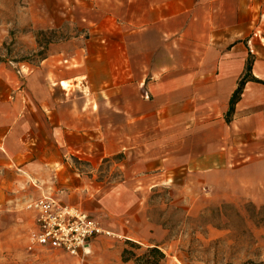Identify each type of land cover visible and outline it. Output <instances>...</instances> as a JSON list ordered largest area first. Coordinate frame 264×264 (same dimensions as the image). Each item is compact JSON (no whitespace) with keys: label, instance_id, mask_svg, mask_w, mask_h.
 <instances>
[{"label":"crops","instance_id":"1","mask_svg":"<svg viewBox=\"0 0 264 264\" xmlns=\"http://www.w3.org/2000/svg\"><path fill=\"white\" fill-rule=\"evenodd\" d=\"M85 5L89 25L82 45H52L51 56L33 68L0 65V211L27 210L30 201L53 197L93 219L112 218L105 203L113 194L86 182L69 158L102 160L127 150L156 170L182 162L176 154L188 146L189 133L198 148H212L198 153L200 161L210 160L203 177L221 173L215 166L234 149L229 165H241L249 185L264 188V0ZM248 59L261 83L244 85L227 122ZM168 147L178 149L168 155ZM29 212L26 240L34 226ZM102 222L127 240L135 241L137 226L160 232L148 220ZM123 247V241L99 237L77 257L36 247L6 255L0 264H122Z\"/></svg>","mask_w":264,"mask_h":264},{"label":"rangeland","instance_id":"2","mask_svg":"<svg viewBox=\"0 0 264 264\" xmlns=\"http://www.w3.org/2000/svg\"><path fill=\"white\" fill-rule=\"evenodd\" d=\"M88 1L0 0V65L33 68L51 56L52 45H82L88 38L89 23L84 20ZM187 136L188 146L176 154L182 162L167 163L156 170L144 163L142 155L140 163L138 156L133 160L127 150L102 160L78 154L70 157L86 182L113 194L105 196V208L112 218L95 220L115 235L110 237L114 242L158 245L166 255L163 264H264V188L251 187L241 165H229L235 160L234 149L228 151L222 166H215V172L221 173L203 177L201 170L210 160L200 161L198 153L212 148H198L194 133ZM174 142L172 138L166 143ZM155 149L165 154L164 149ZM177 149L168 147V155ZM143 220L160 232L148 234L137 226L131 234L133 241L101 224ZM30 222L28 209L0 211V259L26 254L25 228Z\"/></svg>","mask_w":264,"mask_h":264},{"label":"built area","instance_id":"3","mask_svg":"<svg viewBox=\"0 0 264 264\" xmlns=\"http://www.w3.org/2000/svg\"><path fill=\"white\" fill-rule=\"evenodd\" d=\"M27 209L34 214V226L27 233L28 251L43 247L77 257L97 238L115 236L87 213L53 197L30 201Z\"/></svg>","mask_w":264,"mask_h":264},{"label":"trees","instance_id":"4","mask_svg":"<svg viewBox=\"0 0 264 264\" xmlns=\"http://www.w3.org/2000/svg\"><path fill=\"white\" fill-rule=\"evenodd\" d=\"M252 60L248 59L245 72L237 83V88L229 99L228 111L225 117L230 121L236 103L239 101L244 85L249 82L261 83L251 75ZM120 259L122 264H163L166 260L165 253L158 245L143 247L142 245L126 241L121 251Z\"/></svg>","mask_w":264,"mask_h":264}]
</instances>
